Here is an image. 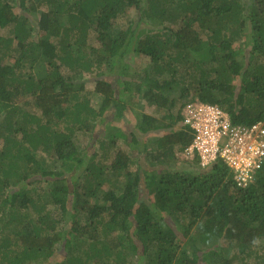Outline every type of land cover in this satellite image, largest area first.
<instances>
[{
	"label": "trees",
	"instance_id": "obj_1",
	"mask_svg": "<svg viewBox=\"0 0 264 264\" xmlns=\"http://www.w3.org/2000/svg\"><path fill=\"white\" fill-rule=\"evenodd\" d=\"M0 33V264H264V167L238 190L220 161L175 159L191 102L264 121L262 0H0Z\"/></svg>",
	"mask_w": 264,
	"mask_h": 264
},
{
	"label": "built area",
	"instance_id": "obj_2",
	"mask_svg": "<svg viewBox=\"0 0 264 264\" xmlns=\"http://www.w3.org/2000/svg\"><path fill=\"white\" fill-rule=\"evenodd\" d=\"M182 125L193 135L181 159L208 169L222 162L234 187L245 190L253 185L264 167V121L233 125L219 107L191 102L183 108Z\"/></svg>",
	"mask_w": 264,
	"mask_h": 264
},
{
	"label": "rangeland",
	"instance_id": "obj_3",
	"mask_svg": "<svg viewBox=\"0 0 264 264\" xmlns=\"http://www.w3.org/2000/svg\"><path fill=\"white\" fill-rule=\"evenodd\" d=\"M248 1L250 3L251 2L253 3V1L255 2V1H259V0H248ZM262 1L264 3V0H262ZM143 25L144 24H142V21H141L139 23V28H141ZM119 26H121V28H123V27L126 28L127 22L120 21V25ZM7 31L8 30L5 29L4 31H1V33L3 35H7ZM238 44H239L238 45V48H240L241 50H245L244 49V45H242L240 42ZM128 60L129 61L127 62V64H129V69L131 68V70H133V69L135 70L134 72H136L135 73V76H136L137 79L143 74L142 73L143 70L145 71V69L147 67L150 68V65L147 63L148 59L145 58V57H141V56H130L128 58ZM253 62H258L259 65H264V56H255V58H253ZM260 69L262 70V67ZM104 76L108 80H110V81L116 79V77H115L116 75L113 74V73H111L109 75L106 73ZM90 79H91V77H89V76H83L82 80L85 81L86 88L84 89V92H83L82 95L84 96L83 99L90 101L91 107L97 108V105L99 103L98 102V95L95 94V93H93L94 92V83L93 82H90L91 81ZM114 85H115V89L118 90L119 89V86L117 85V82H115ZM89 93L91 95H89ZM180 95H181V93H173V94H171L169 96L170 97L169 98L170 100L171 99H173V100L176 99L177 100L178 103L176 105V110L180 107V103L184 100V99H181L182 97ZM23 107L25 109H28V110L32 109L31 106H23ZM143 107H144V111L145 112H151L150 107L144 106V105H143ZM130 113H131V111L129 110V108H127L121 118H117V119L114 120V122H115L114 125L117 126L120 129L125 130L126 132H129L132 128H135L136 123H137V120ZM79 142H80V145L83 146V145H86V143L88 142V139H87L86 136H82L80 138ZM115 142H116L115 147H117V145L119 147L125 148V149H128V147H129V140H126V139L117 140V139H115ZM145 143H146V136L145 137H142V138H139V143L137 144L138 146H135V148H132L131 149L132 152H133V154H134V156L138 155V153H139L138 150H140V147L143 146ZM148 147L150 148V147H152V145H150V146L148 145ZM175 154H176L175 159L177 160V166L179 168H183L185 170H188L189 169V165H192V163L191 162H188V161H186L184 159H181V156H180L179 152H177ZM139 156L142 159L144 157V155H142V154H139ZM140 157H139V159H140ZM135 167H137V166H135ZM135 167H133V168L135 169ZM146 168H147L146 166H143V169H146ZM158 178H159V174L156 171H154V170H151V171L149 170V172H146V174L143 176V179H145L146 182H147V185L146 186H150V187H152L156 183V181L158 180ZM38 186H39V184H38ZM152 196H153V192L150 191L148 193V199L150 201L152 200ZM50 210H52V213H55L56 214V211H57L56 209H53V208L50 207ZM54 217L55 218H58L56 216H54ZM65 226H66L65 221L60 220V224L58 226L59 229L62 228V227H65ZM257 245H258L257 248H260L261 247L260 243L257 244ZM60 257H61V255H60ZM236 262L238 263V262H241V261L238 259V260H236Z\"/></svg>",
	"mask_w": 264,
	"mask_h": 264
},
{
	"label": "clouds",
	"instance_id": "obj_4",
	"mask_svg": "<svg viewBox=\"0 0 264 264\" xmlns=\"http://www.w3.org/2000/svg\"><path fill=\"white\" fill-rule=\"evenodd\" d=\"M183 112V111H182ZM182 121H183V116H182Z\"/></svg>",
	"mask_w": 264,
	"mask_h": 264
}]
</instances>
